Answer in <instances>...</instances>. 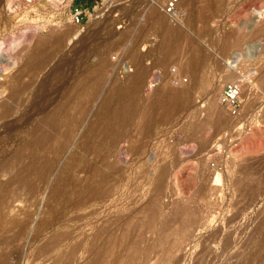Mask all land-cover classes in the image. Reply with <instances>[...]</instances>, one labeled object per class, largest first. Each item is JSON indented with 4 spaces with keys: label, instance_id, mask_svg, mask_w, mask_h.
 Returning a JSON list of instances; mask_svg holds the SVG:
<instances>
[{
    "label": "rangeland",
    "instance_id": "374dc122",
    "mask_svg": "<svg viewBox=\"0 0 264 264\" xmlns=\"http://www.w3.org/2000/svg\"><path fill=\"white\" fill-rule=\"evenodd\" d=\"M31 1L0 0V264H264V0Z\"/></svg>",
    "mask_w": 264,
    "mask_h": 264
},
{
    "label": "built area",
    "instance_id": "2783aa9c",
    "mask_svg": "<svg viewBox=\"0 0 264 264\" xmlns=\"http://www.w3.org/2000/svg\"><path fill=\"white\" fill-rule=\"evenodd\" d=\"M32 0L31 2H34ZM47 11L58 12L60 21H67L74 25L83 26L94 17H102L116 7L119 0H43ZM160 3V0H155ZM163 12L174 21L180 20L183 15L179 6V0H166L163 4ZM241 82H228L221 94L220 104L227 110L230 116L236 117L241 110Z\"/></svg>",
    "mask_w": 264,
    "mask_h": 264
},
{
    "label": "bare ground",
    "instance_id": "6f19581e",
    "mask_svg": "<svg viewBox=\"0 0 264 264\" xmlns=\"http://www.w3.org/2000/svg\"><path fill=\"white\" fill-rule=\"evenodd\" d=\"M160 20V19H159ZM160 23H161V20H160ZM163 24V23H162ZM142 77V76H141ZM140 78V77H139ZM142 79V78H141ZM139 82H140V80H139ZM142 82V81H141ZM136 83H138V78H136V82H135V86H136ZM138 85V84H137ZM247 90V89H246ZM11 112H12V108H7L6 107V109H5V114H11ZM215 181H220V175L218 174L217 176H216V179H215Z\"/></svg>",
    "mask_w": 264,
    "mask_h": 264
},
{
    "label": "trees",
    "instance_id": "16d2710c",
    "mask_svg": "<svg viewBox=\"0 0 264 264\" xmlns=\"http://www.w3.org/2000/svg\"><path fill=\"white\" fill-rule=\"evenodd\" d=\"M88 1L92 2L93 0H88Z\"/></svg>",
    "mask_w": 264,
    "mask_h": 264
}]
</instances>
